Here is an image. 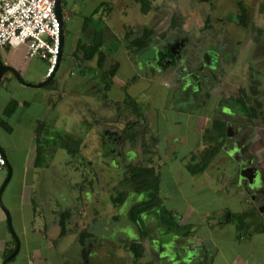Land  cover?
I'll return each mask as SVG.
<instances>
[{
	"label": "rangeland",
	"instance_id": "374dc122",
	"mask_svg": "<svg viewBox=\"0 0 264 264\" xmlns=\"http://www.w3.org/2000/svg\"><path fill=\"white\" fill-rule=\"evenodd\" d=\"M101 1L109 2V4L115 9H120L125 5V3H129L130 9L127 7L125 15L113 12L111 18L108 19V21H105L107 25H112L113 23L116 24L117 21H120L117 24L119 29L116 32L117 35L121 36L123 39V36H130L132 38L139 36L143 27L153 21H156V23L152 27L154 34L151 35L149 45H158L162 43L161 41L166 35V32H168V26L171 21L175 20L176 24H183L186 28H194L201 25L198 22L196 15V13H198L197 11H200L201 8L194 0H148L152 2L153 5L151 12L141 11L142 9L140 8V4H137L134 0H61L64 37L62 46L63 56L60 62L61 65L55 72V77L52 83L56 84L58 82L60 85V83L63 82V79H66L67 83L71 81L70 76L67 74L73 67L75 68V66H77V63L71 55L73 43L78 34L77 30L80 27L83 15H88ZM238 1L243 2L246 7L245 11L247 14L248 30L238 26V32L236 31L237 33L235 34L233 33V28H218L219 24L216 22L217 16L220 17L229 10L234 13L240 12ZM104 4H106V2ZM203 12L205 15H207V13L210 15V23L220 29L221 36L227 34L230 42L237 43V47H239V50L236 49V57L234 61L227 63L225 66L226 69L223 74L225 76V80L222 84V89H220L219 92L223 94L224 90L230 93H238L239 91L240 96H238L237 100H241V103L236 101L234 103L235 108L242 115H255L259 122L260 119L258 118L257 113L260 105H262L261 103L264 104V90L258 89L260 94L256 96L252 95L248 87L255 92V88L257 86L255 84H247L246 81L248 78L246 73L251 72L250 70L260 72V67H258L256 62H260L262 50L260 48L261 46L256 45L261 43L263 41L262 38H264V0H212L208 4L207 8L203 9ZM102 19H104V17L99 16L96 20L92 21V23L99 25L102 23L100 22ZM121 22H124L125 24L122 25ZM104 28L109 33L111 32L105 24ZM164 29L167 30L165 31ZM241 32H243V34ZM246 39L248 40L245 41ZM128 46L130 49H134V46L130 44V41ZM249 49L255 52L252 57L247 55ZM119 58L122 62L115 77L116 80L114 87L109 91L112 99H122V94H126L127 92L130 96L127 99L128 102H126L127 100L125 101L127 104L123 105H136L135 107L137 108H144L149 110V112L153 111L152 118L156 113L161 117L164 111L167 110L169 106L173 105V100L168 94V87L162 84L161 80L153 84L150 77H148L147 80H142V77H137L136 72L132 71L134 70V65L131 63L130 66V63L127 61L128 59H121V52H119ZM86 65L92 70L90 69L89 71V69L77 66V72L78 69H84L86 71L82 74L76 73V77H78L82 82L91 81L96 78L99 79L97 75H94V73L91 72L94 71V69L97 70L98 67L96 62L91 60L88 61ZM128 77L131 78V81L125 86V82ZM133 82L139 83V86L143 88L148 86L151 91H138L135 86H130ZM87 85H89V83H86V86ZM156 90L158 91V95H155L152 98L151 93L155 92L156 94ZM246 92L249 95L247 98ZM216 102H212V99L209 100L207 102V106H209L208 108H212ZM250 107H252V111L249 110ZM255 107H257V109ZM166 114L170 115L168 112H166ZM211 115L212 114L209 113V110L207 114L200 110L196 113H188L183 116L179 113H173V115L170 116L173 123L176 119H182L181 122H183L185 127L179 128L176 134H173L171 131L176 130L179 124H167L165 126L168 129L165 131H163L164 127L160 129L156 127H149L148 130L144 125L143 130L144 133H151L150 130H152L155 134H160L162 132L161 137L160 135H156L157 137L155 141L157 143L155 142L153 146L152 143H150V140L146 143L148 146L150 144V150L153 151V153L152 155H144L143 158L146 161H149L148 164L153 165L155 171H157L160 175V193L163 205L172 210L174 214H180L181 219H185V222L183 223L191 225V227H195L196 234L199 233V237H201V239L196 236L197 239H191L192 242L187 240L184 246L176 244L175 246L177 248L175 247V250L172 249V253L168 251L170 252L169 255L162 254L161 257H157L152 254L149 249V244L146 243L145 239V247L143 249L142 257L138 259L139 261L133 259L132 253L128 252V249L130 248L128 244L131 240L124 236L126 235L125 232L128 233V231H126V226L123 223L124 218H122V215H124V213L128 210L127 203L124 205L122 204L119 207L118 204L112 205L110 199L111 196L117 195V190L114 189L112 191L110 185L111 183H119L116 181L117 178L115 177L117 175L120 176L122 174L121 167L123 169L125 167H123L122 159L119 155H116L119 152L120 154L123 153L122 147L124 144H119L117 147L111 146L114 149L112 152L115 155L112 157L109 155L106 158H102V156L105 157L106 155L101 154V151L103 150L101 141L99 138H96L95 133H97V131L93 130V132H91L90 141L87 143V147L84 148L79 146L82 155H67L68 161L74 160L73 157H75L76 160H83L85 164L88 162L87 164L91 167V177L95 180L93 189L89 187H87L88 189H83V187V190L81 189L82 191L78 192L73 191V189L70 190L67 182L66 185L65 183L63 185L62 183V187L54 189L51 202H54L56 205L55 209L59 208V206L67 207L76 203V206H74L71 210L73 218L74 216H77L79 220L82 219L81 217H85V215L93 216V220L97 221V226L101 223L106 225L102 228V231L104 232L96 231L98 232L95 234L94 240L96 242H93L91 239L88 240V245L86 244V246H89L90 244L94 245L95 243L93 249L91 248L92 250L90 249V253L88 254L87 247L82 250L83 247L81 243L77 242V240L76 245L69 247L70 245H67V243L73 240L72 234L59 237V226L54 223H49L47 230L45 231L47 234L46 238L47 240L49 239L48 241L50 243L54 241L55 252L51 248L46 247H44L43 250L40 247V250H42L45 254H48V257H51L50 253L52 252V256L54 255L55 257L53 262H58L61 258H64L63 262L65 261L66 264H236L234 263L237 258L236 256L240 258L244 255V252L245 254L252 252L253 258H261L264 254V233L261 234L258 244H254L252 246L253 249L251 247H245L242 249L236 244L235 238L238 239L240 234L245 235V232H250V230H246L244 225L243 228L239 224L233 226L234 223L239 221L237 217L234 218L232 216L231 224L225 222L226 216L230 215V211L236 207L241 209L240 206L244 205V200L238 197V194H240L241 198H243L245 193L241 181L236 180L241 177L239 175L236 176V174H238L236 170L237 166H239V161L234 160V152L232 153L231 151L228 155H221V153H218L216 155L217 158H214L208 164L206 171L201 174L189 175L187 170H184L183 166L189 159L188 155H191L190 152H198L203 148L201 145L203 136L201 134L207 130V127H204L203 125H208ZM126 117L128 119L132 118V111L126 114ZM157 118L158 116H155L152 120ZM152 120L150 121L151 123H153ZM204 121L206 122L203 124ZM59 123L61 127L64 126V120L61 122L59 121ZM153 124L155 126V123ZM53 126L56 127L57 123ZM78 126V122H72L67 125V129L71 131L70 127H72L73 129L78 130ZM99 129L102 128L99 127ZM50 130L51 129H49V131ZM80 131L81 130H78V132ZM146 137L149 138L150 135H145V138ZM160 138L163 140H160ZM42 139L40 137V141ZM47 140V142L51 141L49 139ZM127 148H129V145L126 146V149ZM237 150L241 151V153L243 152L240 147H238ZM116 157H118L117 161L114 159ZM110 161H113L111 163L114 164L115 167L119 166V172L113 168L108 169ZM68 173L71 174L72 183H74L76 178L79 181L80 176L83 178L86 177L84 176V174H86L85 171L84 174H80L76 177L73 166H70L69 169H67L66 174ZM96 176H98V178H96ZM88 177H90L89 173H87V178ZM260 183L261 182L257 177L255 185L259 186ZM123 188H125L124 185ZM85 190L89 192L85 193ZM77 197H79V200ZM81 197H86L87 199H82ZM75 199H77V201ZM40 202L46 209L49 204L48 198H45V196L42 195ZM233 206L235 207L232 208ZM10 212L12 226L14 231L17 233L19 241L21 240L22 242V247L21 252L16 256L15 261L10 262L9 264H26L24 259L23 262H21L22 255L26 251V246L23 241L21 231L22 223L19 218L22 209L20 210L17 200L13 201V206L11 207ZM23 213L26 215L25 225L28 226L30 219L29 207L23 206ZM118 215L120 216V220ZM108 221L111 222V225L114 224L111 231H107ZM197 221L200 222L198 223ZM80 222L81 221H79V223ZM216 222H219L221 225L216 224ZM179 223L181 224V222ZM212 224L214 227H210ZM80 225L82 226L81 223ZM108 227L110 228L111 226L108 225ZM40 234H42L41 231ZM157 235L158 237L153 239L155 247H157L156 241L159 240V233ZM19 236L22 237V239H20ZM129 236L131 238L133 237L130 233ZM242 238V243H246L248 238L246 236H242ZM47 240L42 239V241H40L42 242V247L48 242ZM161 240L164 241L165 239ZM191 245H198L200 246V249L206 248V252H203L198 248H194V250L190 249ZM237 249H240L238 254H236ZM155 253H157V251Z\"/></svg>",
	"mask_w": 264,
	"mask_h": 264
},
{
	"label": "crops",
	"instance_id": "0c3cea01",
	"mask_svg": "<svg viewBox=\"0 0 264 264\" xmlns=\"http://www.w3.org/2000/svg\"><path fill=\"white\" fill-rule=\"evenodd\" d=\"M134 1L140 4L137 0ZM149 3L152 5V2L149 1ZM127 7L130 9L128 2L120 9L112 7L108 12L103 11L102 13H95L93 12V8L88 15H83L80 27L77 30L78 34L73 43V49L71 50V55L77 63V66L89 69L86 65L87 62L91 60L96 62L97 57L95 56L91 60H82L83 56L81 51H79L80 45L86 43V45H89L88 47H92L94 44L99 43V49L106 54V59L104 60L105 68L109 67L114 62L118 65L109 86L106 83L107 78L102 75V70L100 68L91 71L94 75H97L99 79L96 78L91 81L82 82L76 77V73L82 74L86 70L78 69L77 72V66H75V68L73 67L67 74L70 76L71 81L67 83V80L63 79L60 85L58 82L56 83L58 86L52 83L55 73L51 80L41 87L24 85L18 81L10 71L4 72L1 76L0 149L5 155L12 170L10 179L2 190L1 201L10 215V220L12 219L10 209L13 206L14 200L18 201L20 210L22 209L19 218L22 223L21 231L26 251L22 255L21 262H23L24 259L26 264H66L65 261L63 262V258L58 262H53L55 257L54 255L52 256V252L50 253L51 257H48V254L42 251L44 247H46L51 248L55 252L54 242L52 241V243H50L48 241L49 239L47 240V234L44 231L45 223L57 224L56 213H53L56 205L54 202H51L54 189L62 187V183L66 185L67 182L69 189H73L74 191V184L77 178L74 180V183H72L71 174H66L67 169L72 166L74 160L68 161L67 155H82L80 149H78V152L69 153L68 150L63 147L65 138H68L72 143L80 141L79 146L86 148L87 143L90 141L91 132L96 130V138L102 141L101 145L102 143L106 145L108 143V131L118 132L119 130L121 131V127L124 126V117L120 115L118 118L114 105L118 106L119 103L126 104V97L130 95L126 92V94H122V99H112L109 94V91L114 87L115 77L122 62L119 60V52L122 53L121 59H128L127 61L130 63V66L131 63L134 65V70L132 71H135L136 74H138V72L144 73L142 70L143 68H140V61L143 57L140 54L141 49H137L136 47H134V49L129 48V40L132 37L128 36V38L123 36L124 39L126 38L124 40L121 36L117 35L116 31L119 29L117 24L120 21L112 25H107L105 21L111 18L113 12L125 15ZM151 7H153V5ZM151 10L152 8L148 12H151ZM89 16L91 19L89 18L90 22L86 25L84 23V18ZM99 16H103L104 19L102 20L104 21L101 20L100 22L102 23L99 25L93 24L92 21L96 20ZM121 23L122 25L125 24L124 22ZM155 23L156 21H153L144 27L152 29ZM104 24L108 26L111 31L110 33L104 28ZM100 29L103 31L102 36L97 35ZM62 54L63 49L58 67L61 65ZM0 61L16 69L27 82L37 84L45 79V72L47 70L46 61L37 57H28L25 45L0 46ZM135 65H138L139 69ZM142 77V80H147L149 76L148 74H144ZM150 79H152L154 84V77H150ZM130 81L131 78L128 77L125 86L129 84ZM86 83H89V85L86 86ZM130 86H135L138 91L142 92L151 91L148 86L143 88L136 82H133ZM156 92V94L155 92L151 93L152 98L158 95L157 90ZM133 106L134 105L130 104L129 111H132L134 115L137 114L139 118L144 115L146 128L156 127L160 129L164 127L163 131H165L168 129L165 125L179 124L176 130L171 131L173 134H176L179 128H185L183 122H181L182 119H176L173 123V120L170 118L173 113L178 112L183 116L188 113H196L197 111L204 110L202 108H195L194 110L187 108L183 111H176L172 106H169L161 117L156 113L152 118L153 111L149 112V110L144 108ZM8 108L11 110L6 112ZM123 109L124 107L119 109L120 114L123 113ZM137 110H141L140 112L144 114L138 116L139 112ZM166 112L170 113V115L166 114ZM203 112L205 113V111ZM155 116H158V118L152 120ZM63 120L64 126L61 127L59 121L61 122ZM151 120L155 123V126L150 122ZM133 121L136 130L141 127L140 121L135 120V118H133ZM72 122L79 123L78 130H81L80 132L72 127H70L71 131L67 129V125ZM205 122L206 121H204L203 124ZM55 123H57L56 127L53 126ZM209 123H211V120L208 121V125L203 126L208 127L210 125ZM99 127L102 129H99ZM49 129L51 130L49 131ZM251 129L249 130V134L252 137L248 140V146L250 147L249 155L244 156V159L246 158L245 167L243 166L239 173L242 179H236L237 181L240 180L243 186L245 193L244 197L241 198L240 194H238V197L244 200L245 206H240L241 209L238 207L234 208L235 206H233L232 208L234 209L229 212L230 215L231 213L241 215V223L244 224L246 230H250V232H245V235L240 234L238 239L235 238L236 244L242 249L245 247L252 248L254 244H258L261 234L264 233V127L253 130V132H251ZM135 133L137 134V132ZM40 137L41 139L47 138L51 141L47 142V139H42L40 141ZM243 144L242 141L235 145L233 144L232 152L237 150L238 147L241 148ZM40 147L43 150L41 158ZM105 150L107 151V149ZM73 158L76 159L75 157ZM243 160L240 159L241 162ZM238 167L239 166H237V168ZM184 170H186L185 167ZM6 175L7 168L5 165L0 167V186ZM257 177L261 182L259 186L255 185ZM42 195L48 198L49 204L46 209L40 202ZM23 206L29 207L30 219L28 226L25 225L26 215L23 213ZM72 208L73 205H71L70 209ZM58 209L59 208H57V210ZM230 215L226 216L225 222L228 224L232 223ZM197 222L199 223L200 221ZM221 223L224 224L223 222ZM216 224L221 225L219 222H216ZM234 224L233 226H236L237 222ZM210 227H214L213 224ZM12 229L14 231L13 226ZM40 231L42 234H40ZM14 233L17 236L15 231ZM196 236L201 239L199 233L196 234ZM242 236L248 238L246 243H242ZM19 238L22 239L20 236ZM42 239L47 240L49 243H45L42 247V242H40ZM70 242L67 243V245L70 244ZM14 247L15 241L12 233L9 231L6 214L0 207V264H2L3 260L13 251ZM21 247L22 242L20 240L18 252L7 261V264L15 261L16 256L21 252ZM40 247L42 250H40ZM196 247L200 249V246L196 245ZM9 250L11 251L8 252ZM200 250L206 252V248H201ZM238 251H240V249H237L236 254H238ZM236 257L234 261L236 264H264V254L261 258H253L252 252L246 254L244 252V255L240 257L243 259H240L238 256Z\"/></svg>",
	"mask_w": 264,
	"mask_h": 264
},
{
	"label": "flooded vegetation",
	"instance_id": "af4514ba",
	"mask_svg": "<svg viewBox=\"0 0 264 264\" xmlns=\"http://www.w3.org/2000/svg\"><path fill=\"white\" fill-rule=\"evenodd\" d=\"M198 3V6L201 8L200 11H197L196 13L198 22L201 24L196 27H185L183 24H174L173 21L169 23L168 26V32H166V35L163 37V40L161 41V44L155 45H148L140 50V54L142 55V60L140 61V68H143L142 70L144 73L141 72L136 75L137 77H142L144 74H148L149 77H154V83H157V81L161 80L162 84L166 85L168 87V94L169 97L173 100L172 108L174 110H186L187 108L195 109V108H202L205 111V114L209 113L212 114L209 121L211 120V123L215 118H220L222 120L229 122L230 124L227 126V134L228 137L234 138V143H239L242 141V154L243 155H249V144L248 140L250 137H252L249 134V130L251 129V132L253 130L259 129L264 127V104L261 103L259 111H258V118L260 121L256 119L255 115H242L236 108L234 103L240 102L241 100H237L238 96H240V92L238 93H230L224 90V93L221 94L219 92L220 89H222V84L224 83L225 76L223 75L225 72V66L229 62H233L236 57V49L239 50V47L237 43L230 42V39L227 34H224L223 36L220 35V29L221 27H225L228 29L233 28V33L238 32V26L245 28V30H248V21H247V14L245 11L244 3L241 1L239 2L240 12H233L231 10L224 13L222 16H217V23L219 24V27L213 25L210 23V15H205L203 12V9H206L208 4L212 0H194ZM200 12V14H199ZM196 20V19H195ZM198 25V24H197ZM227 29V30H228ZM165 30V31H166ZM237 31V32H236ZM240 33V32H239ZM238 33V34H239ZM243 34V32H241ZM231 37V36H230ZM246 39L245 41H247ZM262 42L258 43L256 46H261L262 50V56L260 62H256L258 67H260V72H255L250 70L251 72L246 73L247 76V84H255L257 87L255 88V92L251 90L250 87H248L251 91L252 95H258L260 94L259 90H264V38H262ZM251 41V38H250ZM255 52L251 49H249L248 54L249 56H253ZM138 69V65H135ZM143 78V77H142ZM263 92V91H262ZM249 97V95L246 92V98ZM212 99V102H216L212 108H208L207 102ZM121 105V106H120ZM116 107L115 112L119 118L120 115H123L125 122L124 126L121 127V131H108V143L105 145L102 143L103 150L101 151L102 155H106V158L110 155L112 157L115 155L112 151L114 150L111 146L117 147L119 144H124L122 147V154L120 152L116 155H119V157L122 159L123 167L128 164H134V165H151L148 164L149 161H146L143 156L144 155H152L153 151L150 150V146H148L146 143L150 140V143H153L156 139V135H162V132L154 133L152 130H150L151 133L146 132L144 133V113L142 114L139 110L138 116L143 115V117H137V114H133V117L128 119L126 117V114L130 113L129 108L130 105H123L118 104L114 105ZM134 105L133 107H135ZM124 107L123 113L120 114L119 109ZM257 109V107H255ZM252 111V107L249 109ZM178 113V112H177ZM135 120L140 121L141 127H139L137 130L134 126ZM211 123H209L211 125ZM209 125V126H210ZM148 129V128H147ZM149 130V129H148ZM137 132V134L135 132ZM145 135L149 136V138H145ZM203 136V133L201 134ZM133 139V140H132ZM160 140H163L160 138ZM102 142V141H101ZM117 144V145H116ZM129 145V148L126 149V146ZM150 145V144H149ZM153 146V145H152ZM107 149V151L105 150ZM121 151V150H120ZM113 159V158H112ZM111 159V160H112ZM115 161H117L118 157L114 158ZM243 160V159H242ZM110 161L108 165L109 168H113L115 170H118V167H115L114 164H112ZM241 162V161H240ZM239 167L237 168L238 174L236 176H240V169L244 166L246 163V158L240 163ZM88 162H83V160H76L74 159V162H72L74 174L76 177H78L80 174H84V171L86 174L82 177L80 176V180L78 181L76 179L74 184V191L81 192L83 189H88L87 187L93 189L95 185V180L91 177V167ZM89 166V167H88ZM153 166V165H151ZM79 167V168H77ZM89 168V169H88ZM125 168V167H124ZM81 169V172H80ZM155 169V168H154ZM246 169V168H245ZM122 173L124 169L121 167ZM157 171H155L156 173ZM87 173H89V176L87 178ZM201 174V173H200ZM115 177V176H114ZM121 177H117L116 181L119 182L115 185V188H112L114 186H110L112 188V191L115 189L117 190L125 189L127 193L125 194V198L127 200L130 197H134L133 194L130 193V187L127 183H124L121 185ZM98 178V176H96ZM116 178V177H115ZM242 179V178H241ZM245 182V181H244ZM123 185L125 188H123ZM84 187V188H83ZM83 188V189H82ZM82 189V190H81ZM95 190V188H94ZM89 192L85 190V193ZM117 192V191H116ZM82 199H87L86 197H81ZM79 200V197H77ZM77 199H75L77 201ZM91 204V203H89ZM116 203H112V205H115ZM92 205V204H91ZM90 205V207H91ZM76 206V203L73 204V207ZM121 205H119L120 207ZM72 210V209H71ZM92 211V208H91ZM72 214V211H71ZM124 216V215H123ZM122 216V218H124ZM82 219L78 220L77 216H74L73 214L71 217L68 218V225H67V235L72 234L73 240L70 242V246L76 245V240L78 243H81L83 249L87 247L88 254L90 253V249L94 247V245L90 244L88 245V240H93V242H96L95 234L102 231L104 228L103 223H101L99 226H97V221L93 220V216H86L81 217ZM96 218V217H95ZM92 219V220H91ZM120 220V216H119ZM183 222H185V219H181ZM82 224V226L80 225ZM96 221V222H94ZM108 221L107 224V231H111L114 224L111 225V222ZM120 222V221H119ZM126 226L125 232L126 237H128L131 242L135 241H142L144 244V241L146 239V243L149 244V249L157 257H161L163 255H169V253L173 252L172 249H174L177 245L186 244V241L192 242L191 239L196 238V228L192 227L190 233L186 236H173L170 239H165L164 241L160 240L157 242V247L154 246L153 239L157 238V235L155 232L151 233V236H142V233L139 229H135V232H131L129 230L128 221L125 220L123 222ZM185 224V223H184ZM49 223H45L44 231L47 230ZM108 225L111 227L109 228ZM128 225V226H127ZM103 226V227H102ZM100 227V228H98ZM109 229V230H108ZM124 233V232H123ZM129 233L133 235L131 238L129 236ZM84 235V239L81 240V237ZM135 235V236H134ZM60 236V230L58 233ZM180 237V238H179ZM182 238V239H181ZM83 241V242H81ZM54 242V241H53ZM73 242V243H72ZM130 242V243H131ZM130 243L128 246H130ZM159 243V244H158ZM55 244V243H54ZM84 244V245H83ZM192 244V243H191ZM79 245V244H78ZM174 245V246H173ZM145 246V244H144ZM177 248V247H176ZM197 248L196 246L190 247V249ZM91 249V250H92ZM165 250V251H164ZM175 250V249H174ZM158 252L157 254L155 252ZM170 251V252H168ZM128 252H131L130 248L128 249ZM64 259V258H63Z\"/></svg>",
	"mask_w": 264,
	"mask_h": 264
},
{
	"label": "trees",
	"instance_id": "16d2710c",
	"mask_svg": "<svg viewBox=\"0 0 264 264\" xmlns=\"http://www.w3.org/2000/svg\"><path fill=\"white\" fill-rule=\"evenodd\" d=\"M140 2L141 9L143 12H148L152 7L148 0H137ZM100 2L95 8V13L98 12H108L112 9V6L106 2ZM89 17L84 18V23L87 25ZM91 19V18H90ZM175 24V20L173 21ZM154 34V30L148 27H144L139 36L131 38L130 44L137 49H142L149 45L151 40V35ZM97 35L102 36L101 29L97 32ZM86 43L80 45V50L82 53V60H91L93 57H97L96 65L102 70V75H104L107 80L108 86L111 84V78L115 74L117 69V63L114 62L109 67L104 66V60L106 59L105 52L101 51L99 48V43L94 44L92 47H88ZM60 61V60H59ZM103 76V78H104ZM128 97H126V100ZM125 100V101H126ZM128 102V100L126 101ZM125 102V103H126ZM127 104V103H126ZM11 109H7L9 112ZM230 123L220 118H215L210 126H208L203 133V140L201 145L202 149L197 151H191L190 156L188 155V160L183 167L188 173L192 175L200 174L206 171L208 164L215 158L217 154L228 155L233 146L234 138L228 137L227 126ZM133 140V139H132ZM156 141H153L152 145ZM157 143V142H156ZM80 141L77 143H72L65 138L63 147L68 150L69 153L78 152ZM234 144V145H233ZM150 146V145H149ZM42 148L40 147V158L42 155ZM233 153V152H232ZM234 160L244 159L241 151L235 150L233 153ZM121 185L127 183L130 187V195L134 193V197H130L128 200L125 198L127 191L117 187V195L111 196V202L118 205H124L127 203L128 210L124 213L125 220L128 221L129 230L135 232V229H139L142 236H151V233L155 232L156 235L159 233V242L161 239H170L173 236H186L190 233L192 227L191 225L184 224L183 220H180L181 215L168 209L163 205L161 197V185H160V175L156 172L154 166L151 165H134L126 163L123 173L121 174ZM120 175V176H121ZM120 176H116L120 177ZM112 188H115V185ZM71 206H59V209H55L57 216V224L60 228V236L67 235V225L68 218L71 217ZM119 216V215H118ZM234 218H238L237 224L243 227L244 224L241 223L242 216L239 214L231 213ZM181 222V224L179 223ZM158 237V235H157ZM84 239V235L81 240ZM83 242V241H81ZM160 243V242H159ZM158 243V244H159ZM144 244L141 241H135L130 243V250L132 257L138 260L143 255ZM9 250L8 252H10ZM8 254V253H7Z\"/></svg>",
	"mask_w": 264,
	"mask_h": 264
},
{
	"label": "built area",
	"instance_id": "2783aa9c",
	"mask_svg": "<svg viewBox=\"0 0 264 264\" xmlns=\"http://www.w3.org/2000/svg\"><path fill=\"white\" fill-rule=\"evenodd\" d=\"M57 0H0V46L25 45L28 57L45 60V78L58 61L60 22ZM0 149V167L6 165Z\"/></svg>",
	"mask_w": 264,
	"mask_h": 264
},
{
	"label": "water",
	"instance_id": "95a60500",
	"mask_svg": "<svg viewBox=\"0 0 264 264\" xmlns=\"http://www.w3.org/2000/svg\"><path fill=\"white\" fill-rule=\"evenodd\" d=\"M55 11H56V14H57V17L59 19V22H60V42H59V55H58V61H57V64L55 65V68L54 70L51 72V74L46 77L44 80H42L41 82L37 83V84H32L30 82H27L21 75L20 73L14 69L13 67L11 66H8V65H5L4 63H2L0 61V80H1V76L3 75L4 72L6 71H10L18 81H20L21 83H23L24 85H32V86H43L45 85L47 82H49L51 80V78L53 77L57 67H58V64H59V60H60V56H61V52H62V44H63V15H62V7H61V0H57L56 1V5H55ZM7 161V159H6ZM6 168H7V175L3 181V183L1 184L0 186V207L2 208V210L5 212L6 214V218H7V225H8V228H9V231L12 233L13 237H14V241H15V247L13 249V251L3 260V263L2 264H7V261L12 258L17 252H18V249H19V240L17 238V236L15 235L13 229H12V225H11V220H10V215L8 213V211L6 210V208L4 207L2 201H1V193H2V190L4 189L5 185L7 184L8 180L10 179V176H11V173H12V170H11V167L10 165L8 164V161L6 162Z\"/></svg>",
	"mask_w": 264,
	"mask_h": 264
}]
</instances>
